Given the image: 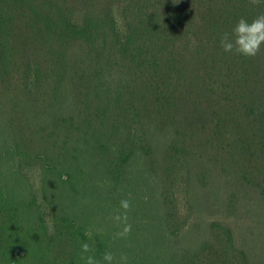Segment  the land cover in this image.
Instances as JSON below:
<instances>
[{"label":"trees","instance_id":"1","mask_svg":"<svg viewBox=\"0 0 264 264\" xmlns=\"http://www.w3.org/2000/svg\"><path fill=\"white\" fill-rule=\"evenodd\" d=\"M260 13L264 0H0V264H84L81 242L128 264H254L223 225L184 239L173 196L147 240L112 235L123 225L91 240L61 215L51 233L41 199L94 191L84 151L108 155L114 187L131 183L130 161L152 155L153 124L203 136L264 190V46L249 58L219 44Z\"/></svg>","mask_w":264,"mask_h":264},{"label":"rangeland","instance_id":"2","mask_svg":"<svg viewBox=\"0 0 264 264\" xmlns=\"http://www.w3.org/2000/svg\"><path fill=\"white\" fill-rule=\"evenodd\" d=\"M182 118L186 120V114L176 122ZM150 132L151 157L138 151L124 176V180L132 182L123 181L118 187L112 185V176L104 171L108 155L84 151L80 164L84 172L93 176L96 188L91 192L86 187L75 198L66 190L62 199L69 196L70 204V200L64 199L50 207L48 191L46 196L41 191L39 168L31 170V181L40 196L46 197L41 202L46 209L45 223L49 231L53 233L55 229L52 218L61 215L76 217V224L87 230L91 240L100 232L111 234L122 225L113 216L125 211L120 208V201L127 199L130 202L127 223L132 225L129 234L147 240L154 225H163L162 211L167 207L164 202L173 196V205L185 223L184 239L197 236L204 239L210 234V226L214 230L213 223L220 224L230 229L237 252L245 253L254 264H264V190L256 184L248 186L239 171L228 165L227 156L207 144L203 136L187 132L176 124L166 127L153 124ZM76 157L79 160L80 156ZM45 186L48 188L49 184ZM90 207L93 213L88 212Z\"/></svg>","mask_w":264,"mask_h":264},{"label":"clouds","instance_id":"3","mask_svg":"<svg viewBox=\"0 0 264 264\" xmlns=\"http://www.w3.org/2000/svg\"><path fill=\"white\" fill-rule=\"evenodd\" d=\"M220 47L225 53H238L243 57H255L264 46V13L258 14L250 22L245 17H240L232 27L231 32H223L219 38ZM130 202L127 199L120 201L123 213L117 212L113 220L122 224V230L116 233L117 237H126L132 229L127 223V210ZM81 260L84 264H128L127 256H120L117 260L111 250H105L100 258L92 254V248L88 242L80 243Z\"/></svg>","mask_w":264,"mask_h":264}]
</instances>
